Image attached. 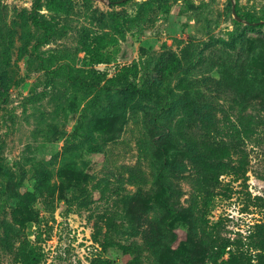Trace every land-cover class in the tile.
Returning <instances> with one entry per match:
<instances>
[{"label": "rangeland", "instance_id": "rangeland-1", "mask_svg": "<svg viewBox=\"0 0 264 264\" xmlns=\"http://www.w3.org/2000/svg\"><path fill=\"white\" fill-rule=\"evenodd\" d=\"M234 4L264 21V0H0V264H219L216 236L248 247L264 222V25ZM207 132L246 153L208 186Z\"/></svg>", "mask_w": 264, "mask_h": 264}, {"label": "trees", "instance_id": "trees-1", "mask_svg": "<svg viewBox=\"0 0 264 264\" xmlns=\"http://www.w3.org/2000/svg\"><path fill=\"white\" fill-rule=\"evenodd\" d=\"M112 2L125 3L129 0H111ZM238 11V10H237ZM238 13L244 18V20H248L250 24L254 26H262L264 25V21H260L254 19L248 15ZM35 24L41 28L45 32V36L42 40H48L47 35L52 32V25L46 21L44 18H40L37 15L32 16ZM134 66L126 65L124 66L122 76L125 78L129 74V72L133 71ZM134 72V71H133ZM132 75H135L132 74ZM128 79L127 84L128 87L143 93H150L151 91L145 85L139 83L136 78H126ZM114 80L113 78L108 79L105 85L101 88L102 90L107 89L108 91L111 89L112 85L109 83ZM93 90V89H91ZM95 99V98H94ZM200 143L199 146L209 152V156L211 157V161L205 160L203 163L204 174L202 175L203 183L208 186V183L212 182L214 179L218 180L219 177L225 172L232 173H240L245 168L246 163V153L241 149L240 142L230 143L226 139H218L217 136L211 135L209 132L204 133L199 138ZM240 154L241 157L237 159L234 158V154ZM205 189L207 187H204ZM31 209L28 207L20 206L16 209V214L20 219L17 220L20 223H24L27 215L30 214ZM109 224H113V221L110 219ZM257 230H255L251 235V241L248 243V247L244 248L241 241H232L230 238H221L220 236H216V240L214 241L216 258H221L222 261L219 264H254L253 258L249 253L250 247L258 254V260H264V222H258L256 224ZM107 240H113L111 230L107 231L106 234ZM95 240L100 241L99 235L95 234ZM113 242V241H112ZM102 244L105 245L104 242ZM226 254H229L228 257H225ZM258 261V262H259Z\"/></svg>", "mask_w": 264, "mask_h": 264}, {"label": "water", "instance_id": "water-1", "mask_svg": "<svg viewBox=\"0 0 264 264\" xmlns=\"http://www.w3.org/2000/svg\"><path fill=\"white\" fill-rule=\"evenodd\" d=\"M233 13H234L235 17H236L238 20L245 21L246 23H250L248 20H244V18L238 13L235 4L233 5Z\"/></svg>", "mask_w": 264, "mask_h": 264}]
</instances>
